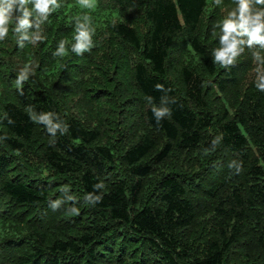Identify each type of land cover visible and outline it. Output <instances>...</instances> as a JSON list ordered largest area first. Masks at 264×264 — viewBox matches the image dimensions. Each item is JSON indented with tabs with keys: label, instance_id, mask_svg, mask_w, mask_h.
<instances>
[{
	"label": "trees",
	"instance_id": "1",
	"mask_svg": "<svg viewBox=\"0 0 264 264\" xmlns=\"http://www.w3.org/2000/svg\"><path fill=\"white\" fill-rule=\"evenodd\" d=\"M39 2L0 25V264H264V73L212 44L242 0Z\"/></svg>",
	"mask_w": 264,
	"mask_h": 264
},
{
	"label": "rangeland",
	"instance_id": "2",
	"mask_svg": "<svg viewBox=\"0 0 264 264\" xmlns=\"http://www.w3.org/2000/svg\"><path fill=\"white\" fill-rule=\"evenodd\" d=\"M0 4H1V1H0ZM242 31L243 32L238 33L241 35L240 36V35L233 34V33L229 34L227 31H222V29H215V31L213 32L214 41L212 42V44L215 43V46H216L218 43H220L218 45H221L222 49H228L233 44L235 45V47L232 50V54L231 56H229V58H227V61H229L230 58L236 59V61H238L239 63L240 61H242L241 69L246 68L245 71L247 73V75L242 78V82L249 83V81L256 79L258 75L264 73L262 70L263 67L259 66V59L261 57V54L262 55L264 54V47H262L264 37L261 36V34L259 33V37L261 38L253 39L251 31L249 30L246 31L245 28H243ZM244 34H246V36H244ZM226 35L228 36V39L224 40V37ZM244 48H247L251 50L252 52L246 51ZM125 70L124 72L127 74L128 71L127 69ZM260 211L264 213V209ZM98 249L101 250L102 253L104 252L103 254H101V252H97L99 256L100 254L108 256L107 250H103L100 246L98 247ZM152 256L153 255H149L147 257L148 260L144 262V264H164L160 260L156 258H152Z\"/></svg>",
	"mask_w": 264,
	"mask_h": 264
},
{
	"label": "clouds",
	"instance_id": "3",
	"mask_svg": "<svg viewBox=\"0 0 264 264\" xmlns=\"http://www.w3.org/2000/svg\"><path fill=\"white\" fill-rule=\"evenodd\" d=\"M15 0H8V7L4 8V7H0V25H3L6 22V18H7V12L8 10L11 8L12 3H14ZM21 3L26 2V0H20ZM37 7H40L42 10L44 8L47 7V3L46 0H40V2L37 4ZM247 12V3L246 0H242V5H241V13H240V27L245 28L247 30V25H249L250 23V18L247 17L245 15V13ZM251 23L254 25V29L252 31V38L253 39H259L261 37H259V33L261 31H264V24L259 23V17L256 18L255 21H251ZM236 25L232 24V23H228L226 25V31L231 34V32L235 31ZM3 34V31L0 30V35ZM81 43L77 46L78 48L82 49L85 47V44L83 43V41L87 38L86 33H81ZM228 36L226 35L224 37V40H227ZM235 47V45L233 44L231 47H229L228 49L225 50V52H222L220 54L221 57H224L228 52H231L233 50V48Z\"/></svg>",
	"mask_w": 264,
	"mask_h": 264
}]
</instances>
